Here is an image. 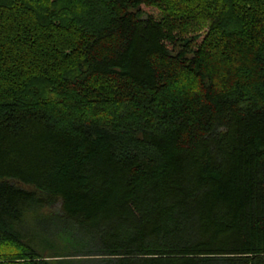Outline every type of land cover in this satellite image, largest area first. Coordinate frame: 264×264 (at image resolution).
Wrapping results in <instances>:
<instances>
[{"label":"trees","instance_id":"16d2710c","mask_svg":"<svg viewBox=\"0 0 264 264\" xmlns=\"http://www.w3.org/2000/svg\"><path fill=\"white\" fill-rule=\"evenodd\" d=\"M0 264H264V0H0Z\"/></svg>","mask_w":264,"mask_h":264}]
</instances>
